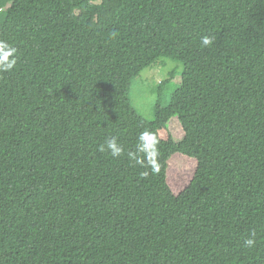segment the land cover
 I'll use <instances>...</instances> for the list:
<instances>
[{
  "label": "trees",
  "instance_id": "trees-1",
  "mask_svg": "<svg viewBox=\"0 0 264 264\" xmlns=\"http://www.w3.org/2000/svg\"><path fill=\"white\" fill-rule=\"evenodd\" d=\"M0 40L17 59L0 71V264H264V0H0ZM160 58L181 82L147 121L128 91ZM145 130L158 172L128 156ZM175 156L193 162L179 191Z\"/></svg>",
  "mask_w": 264,
  "mask_h": 264
},
{
  "label": "rangeland",
  "instance_id": "rangeland-1",
  "mask_svg": "<svg viewBox=\"0 0 264 264\" xmlns=\"http://www.w3.org/2000/svg\"><path fill=\"white\" fill-rule=\"evenodd\" d=\"M182 70L180 63L164 58L158 59L153 66L143 70L132 81L128 91V100L135 112L147 121L153 120L159 91H161L160 96L167 100L168 96L179 86ZM160 83L163 85H159ZM168 129L175 142L183 140L184 131L177 118L169 121ZM191 164H193L192 161L178 156L172 159L169 177L170 185L174 190H181L189 181L193 172Z\"/></svg>",
  "mask_w": 264,
  "mask_h": 264
},
{
  "label": "clouds",
  "instance_id": "clouds-1",
  "mask_svg": "<svg viewBox=\"0 0 264 264\" xmlns=\"http://www.w3.org/2000/svg\"><path fill=\"white\" fill-rule=\"evenodd\" d=\"M213 37L204 36L202 37V45L208 46L212 43ZM11 57V59H10ZM17 63L16 59V49L11 47L6 41L0 40V71L10 70ZM158 144L159 140L156 134L152 131L145 130L140 133L138 137V149L137 152H129L128 156L135 160L137 164H140L142 167L150 169L152 172H158ZM101 151L109 150L113 157H118L122 155L124 149L118 143L116 138H110L105 141L104 145L100 147ZM139 153H143V158L141 159ZM149 171H144L141 175L147 177ZM254 235V234H253ZM245 245L248 247H253L255 245V239H246Z\"/></svg>",
  "mask_w": 264,
  "mask_h": 264
}]
</instances>
